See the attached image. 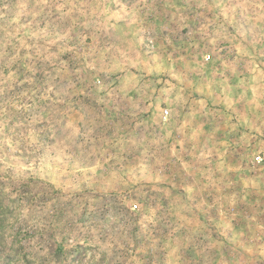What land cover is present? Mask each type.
Masks as SVG:
<instances>
[{
  "label": "rangeland",
  "instance_id": "rangeland-1",
  "mask_svg": "<svg viewBox=\"0 0 264 264\" xmlns=\"http://www.w3.org/2000/svg\"><path fill=\"white\" fill-rule=\"evenodd\" d=\"M0 264H264V0H0Z\"/></svg>",
  "mask_w": 264,
  "mask_h": 264
}]
</instances>
